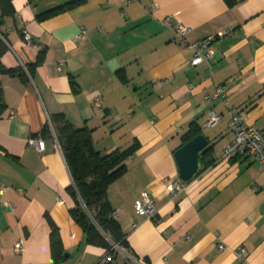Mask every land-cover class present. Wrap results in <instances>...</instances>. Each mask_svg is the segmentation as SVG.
<instances>
[{"label": "crops", "instance_id": "0c3cea01", "mask_svg": "<svg viewBox=\"0 0 264 264\" xmlns=\"http://www.w3.org/2000/svg\"><path fill=\"white\" fill-rule=\"evenodd\" d=\"M10 8L2 14L0 4V63L12 71L0 74V264H53L51 223L67 254L57 264H134L128 253L138 264H264V168L247 155L223 157L229 110L264 131V0H10ZM180 25L188 42L214 37L209 61L190 65ZM217 88L226 105L211 98ZM57 114L89 129L102 154L134 146L107 191L128 243L110 263L70 216ZM192 129L208 145L199 173L182 181L174 153ZM39 136L42 150L29 142ZM177 179L182 189L172 193Z\"/></svg>", "mask_w": 264, "mask_h": 264}, {"label": "trees", "instance_id": "16d2710c", "mask_svg": "<svg viewBox=\"0 0 264 264\" xmlns=\"http://www.w3.org/2000/svg\"><path fill=\"white\" fill-rule=\"evenodd\" d=\"M0 4L2 14L11 12L10 0H0ZM69 4L71 3H67L66 6L69 7ZM6 50V45L0 39V57ZM42 57L43 51L39 53L36 63H40ZM26 70L31 75V69L26 67ZM11 72L0 63V74ZM2 107L0 104V110ZM52 128L71 176L72 184L69 191L75 206L70 209V216L85 233L86 242L104 248L112 259L117 251L113 246L127 250L128 243L108 202L107 191L109 185L125 173V159L132 153L134 146L102 154L94 147L91 131L86 127L74 128L62 114L54 116ZM49 129L48 126H44L41 136L49 133ZM196 135L198 129L190 130L184 136L185 141ZM51 226L50 255L52 263L57 264L64 261L67 254L56 236V227L52 223Z\"/></svg>", "mask_w": 264, "mask_h": 264}, {"label": "built area", "instance_id": "2783aa9c", "mask_svg": "<svg viewBox=\"0 0 264 264\" xmlns=\"http://www.w3.org/2000/svg\"><path fill=\"white\" fill-rule=\"evenodd\" d=\"M128 1L131 2V0ZM186 31L187 29L184 26L180 25L176 29V34L179 38L180 45L190 48L194 51V54L190 59V65L196 66L203 61H209L212 57V51L209 49V43L214 37H209L205 40L196 41V42H188L185 39ZM84 33L85 30L81 28L76 38L77 39L81 38L84 35ZM219 35L220 36L224 35V33H220ZM23 41L27 45L32 44L31 37L25 30L23 32ZM211 98L220 99L221 102L225 105L228 103V98L222 92V88H217L213 93V95L211 96ZM100 103H101L100 97H95L93 99L94 106L98 107ZM229 115H230L229 127L233 132V138L224 147L223 157L225 159H229L234 154L240 156L247 155L258 161L261 167L264 168V131L259 130L254 126L247 124L246 116L241 112L236 113L233 110H229ZM10 117L14 118V114L12 113ZM218 119L219 116L211 112L210 119L208 120V124L212 126L217 122ZM51 129L53 130L52 127ZM29 142L30 144L35 145L39 150H42L44 148V143L42 141L41 136L36 138H31ZM169 189L172 193L181 190L182 182L179 179L175 180L172 183V185H170ZM254 189L256 188L254 187ZM141 198H142L141 200L142 212L146 215L148 219L152 220L156 212L154 207V201L151 195L146 191H143L141 193ZM113 247L118 250V247L116 245H114ZM15 249L18 253L23 252L24 246L21 240L16 242ZM127 257L131 263L138 264L137 259L134 256H132L131 253H128ZM106 262L107 263L111 262V257L108 254L106 256Z\"/></svg>", "mask_w": 264, "mask_h": 264}, {"label": "water", "instance_id": "95a60500", "mask_svg": "<svg viewBox=\"0 0 264 264\" xmlns=\"http://www.w3.org/2000/svg\"><path fill=\"white\" fill-rule=\"evenodd\" d=\"M208 145V140L203 134H198L180 146L174 153L178 166V173L182 181H189L195 177L200 169L199 153ZM207 160V162H209Z\"/></svg>", "mask_w": 264, "mask_h": 264}]
</instances>
